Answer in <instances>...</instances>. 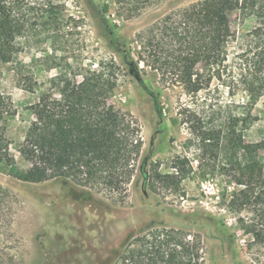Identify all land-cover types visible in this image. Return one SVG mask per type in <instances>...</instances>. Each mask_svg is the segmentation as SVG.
<instances>
[{
  "label": "rangeland",
  "instance_id": "obj_1",
  "mask_svg": "<svg viewBox=\"0 0 264 264\" xmlns=\"http://www.w3.org/2000/svg\"><path fill=\"white\" fill-rule=\"evenodd\" d=\"M150 1L127 16L117 0H32L35 22L17 58L0 62V93L13 105L2 130L15 159L0 163V264H113L129 240L161 228L200 238L204 264H264V93L251 101L240 58L256 17L233 13L228 61L185 83L172 66L152 67L153 55L178 49L163 19L202 0ZM95 76L114 85L108 102L137 121L149 159L146 190L137 172L122 203L19 176L30 166L20 148L31 107ZM144 87L158 94L162 118Z\"/></svg>",
  "mask_w": 264,
  "mask_h": 264
},
{
  "label": "trees",
  "instance_id": "obj_2",
  "mask_svg": "<svg viewBox=\"0 0 264 264\" xmlns=\"http://www.w3.org/2000/svg\"><path fill=\"white\" fill-rule=\"evenodd\" d=\"M150 2L117 0L121 14L127 16L137 14ZM33 6L32 0H0L1 63L17 58L18 39L27 35L35 22L30 17ZM235 12L257 20L247 34L249 47L240 57L244 66L241 82L251 101H256L264 93V0H202L166 16L160 31L178 49L166 58L153 55L152 67L161 70L172 66L185 83H192L194 77L200 80L198 67L214 75L228 61V47L235 40L231 30V15ZM131 69L138 79L137 67ZM113 88L95 76L61 89L58 96H41L31 107L34 120L20 148L21 156L30 164L19 173L20 178L33 183L69 181L122 203L139 172L145 191L151 177L149 159L142 157L141 129L131 115L108 102ZM144 88L154 101L157 116L162 118L158 94ZM200 89L197 86L193 90ZM12 108L11 98L0 93V163L11 166L15 159L2 124ZM177 164L175 161L173 168L179 172ZM200 250V238L196 236L190 240L189 234L180 230L151 229L129 240L113 264H204Z\"/></svg>",
  "mask_w": 264,
  "mask_h": 264
}]
</instances>
